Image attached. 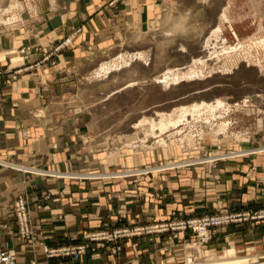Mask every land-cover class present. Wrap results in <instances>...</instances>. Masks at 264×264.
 Instances as JSON below:
<instances>
[{
    "label": "crops",
    "instance_id": "crops-1",
    "mask_svg": "<svg viewBox=\"0 0 264 264\" xmlns=\"http://www.w3.org/2000/svg\"><path fill=\"white\" fill-rule=\"evenodd\" d=\"M110 1L68 3L59 34L66 32V37L77 27L80 32L71 34L54 65H36L45 37L0 36V161L7 163H0V249L14 250L17 264H168L178 248H167L164 235L125 239L115 255L97 249L96 254L86 251L78 261L47 260L40 244L77 245L85 234L102 229L164 221L173 209L196 216L219 209L264 208V152L252 150L264 144V131H254L243 144L225 145V150L252 151L217 161L208 174L201 173L203 165H195L138 176V164L146 168L168 155L138 151V164L130 166L126 156L112 161L111 153L95 141L92 114L77 112L76 99L64 94L79 64L88 62L92 51L116 45L119 25L143 31L164 7H178L185 0ZM19 47L24 53L17 56L13 51ZM15 70V79L6 83ZM62 172L75 174L62 177ZM20 195L28 203L35 246L16 235L12 204ZM208 246L264 255V220L219 228Z\"/></svg>",
    "mask_w": 264,
    "mask_h": 264
},
{
    "label": "rangeland",
    "instance_id": "rangeland-1",
    "mask_svg": "<svg viewBox=\"0 0 264 264\" xmlns=\"http://www.w3.org/2000/svg\"><path fill=\"white\" fill-rule=\"evenodd\" d=\"M15 1L17 7L10 11V17L13 16L12 19L10 18V22L6 25L0 23V36L10 34L22 39H28L30 36L33 39L34 36L45 37L47 41L42 42L43 45L38 47L42 50L41 59L36 65L42 62L54 65L56 57L71 42V34L75 35L80 32V28L77 27L70 32V35H65L66 37H64L66 32L63 35L59 34V29L63 26L61 13L67 10L65 8H68V3L72 0H0L1 12L10 8V5ZM118 1L111 0L108 4L112 5ZM222 12L226 13L224 20L220 16ZM79 21L81 20L74 22L75 25L80 24ZM111 22L109 21V23ZM217 26L220 27V32L215 39L211 35L212 30ZM123 27L125 26L120 27L119 25L117 29V34L120 37L116 45L105 51H92L93 54L89 61L79 64L73 84L64 93L76 99L75 102L78 105L73 108L77 112L92 114L93 129L97 135L95 141L100 143V146L103 144L104 148L111 153L112 161L114 157L126 156L130 166L136 165L140 151L146 155V151L152 150L159 152L160 157L161 153H164L163 157L168 155V159L166 157L159 158L158 161L146 168L142 163L138 164V172H136L138 176L142 173H152V171L189 168L195 165H203L201 173L208 174L209 171L216 169V162L222 159H232L241 152L250 153L252 150L253 152H264V144L258 145L250 151L225 150L224 148L225 145L234 146L250 141L249 137L254 131H258L259 134L264 131V46L258 43L264 39V0H203V2L185 0L178 7L173 8L171 5L164 7L159 15L149 23V28L146 27L143 31L133 27L126 30ZM239 45L241 47L232 55L219 58L214 56V53H220L221 49L229 46L238 48ZM19 48H15L13 51L17 56L24 53L23 49ZM137 53L141 56H134ZM121 54L123 60L127 61L126 64L118 60L120 66L112 69L106 76L96 77L94 75L101 63L114 60ZM198 59L203 60V64L199 63ZM20 61L19 58L18 63H21ZM191 66L201 70L202 75L175 83L172 80H169L168 83L158 81L166 72L170 74L174 71L181 72ZM13 73V77L6 79V83L15 79L17 70ZM216 99L224 101L225 104L228 102L229 106L222 109L221 113V109L216 111L215 115L201 111L202 116L200 114H195L197 116L193 115L192 117L191 115L186 116L187 120H182L179 123L181 125L169 128L160 136L159 133L158 135L151 134L147 125L139 127L136 125L144 118L158 120L161 114H171L175 118L176 112L181 106L201 104L202 102L209 104L211 101L215 102ZM177 130L180 132H176ZM157 131L154 130V132ZM207 150H209L208 153L205 152ZM0 163L7 164L3 161ZM61 174L62 177H71L75 172L72 174L62 172ZM93 174L97 175L98 173ZM19 197H24L27 206L28 221L35 237L33 240L20 235L15 213V201ZM45 198H48V194L45 195ZM12 206L17 237L31 246H35L37 237L29 219V207L25 196H18ZM259 211H264V208L243 211L219 209L213 213L191 216L184 210L173 209L168 213V217L161 222H142L138 225L116 226L110 230L102 229L85 234L84 242L77 245H62L52 248L42 243L40 246L42 248L45 245L49 249L61 247L77 249L84 246L85 249L81 255L86 251L94 253L97 249H105L115 255L121 250L122 240L164 235L167 239V248H178L176 258L168 264H186L187 258L194 263H202L210 258H217L226 249L231 248L220 247L214 250L208 246L215 230L229 225L248 221H263L264 219H248L239 223L215 227L211 229V239L201 247L193 246V242H196V233L191 229L182 231L177 229L178 227L188 224L192 220L222 213L244 214L250 212L253 214ZM160 227L168 228L162 231ZM123 228L130 230L136 228L138 235L114 241L92 239V236L100 234L103 237L104 233H112L116 229ZM117 245L120 247L118 250L116 249ZM2 250L13 251L17 264V254L14 250L5 247L0 249V251ZM42 255L47 260L78 261L81 257L80 255L77 260L68 257L47 258L43 248ZM235 255L251 258L250 261L264 264V255L257 254L251 249H235ZM32 263L37 264L36 261L30 262V264Z\"/></svg>",
    "mask_w": 264,
    "mask_h": 264
},
{
    "label": "bare ground",
    "instance_id": "bare-ground-1",
    "mask_svg": "<svg viewBox=\"0 0 264 264\" xmlns=\"http://www.w3.org/2000/svg\"><path fill=\"white\" fill-rule=\"evenodd\" d=\"M16 5H17V3L15 1V3L14 4L12 3L10 5V8H8L7 10L5 9L4 12H1L2 10H0V23H3V24L6 25L7 23L10 22V20L13 17L12 15H11L12 17H10V14H11L10 11L12 9L16 8L17 7ZM225 14L226 13L222 12V14L220 15L223 20L226 19V15ZM218 32H220V27L219 26H217L216 28H214L212 30V35L211 36H213L216 39ZM258 43L263 44V46H264V39L261 40ZM240 47H241V45H239L238 48L236 46H234V47H230L229 46L227 48H224L223 47L224 49H221L222 51H219L220 53H217V54L214 53L215 55L214 54L213 55L216 58H219L220 56H229V55H232L233 53H235ZM134 56L139 57L141 55L137 53ZM118 60L123 61V63H125V64L127 63V61L123 60V55L121 54L120 56H117V58H114V60L112 59L109 62H103V63H101L100 66L95 70L94 75L96 77L103 76V75L106 76L107 74H109L112 71V69L117 68L118 66H120ZM198 61H199V63L203 64L202 63L203 60L198 59ZM194 67H192V66L191 67H188L186 70L181 71V72H175L174 71L171 74L170 73H167V72L166 73L164 72L165 74L163 73L164 76L162 77V79H159L158 78L159 80L158 79L157 80L159 82H163V83H168L169 80H172V82L175 83V82H178L179 80H183V79H192V78H195V77L198 78V76H201L202 75V71L199 70L198 68H194ZM228 106H229V104H228ZM225 107H227V105L225 104L224 101H222L220 99H216L215 102H212V103H209V104H207L205 102H202L201 104L200 103H194V104H191L190 106H181L180 108H178V111L176 112L177 116L175 118L172 117L171 114H161L158 120H153L152 118H144L143 120L139 121L136 125L138 127L139 126H142V125H147L148 126V129H149V131H150L151 134L158 135V133H159V136H160L161 134H163L164 132H166L169 128H171V127H177V125L182 120L183 121L184 120H187L186 119V116L191 115V117H192L195 114H200L201 115V111H205V112L207 111V113L210 112L211 115L212 114L215 115L214 113L216 111H219L221 109L220 110V113H221L222 109H224ZM225 111H226V109H225ZM210 113H208V114H210ZM221 115H223V114H221ZM195 116H197V115H195ZM209 117L212 118L210 115H209ZM207 121H208V119H207ZM179 125H181V124H179ZM154 130H158V131L157 132H154ZM178 131L179 130H177L176 132H178ZM160 139H162V138H160ZM250 259L251 258H244V257H238V256H236L234 249H226L224 251V253L222 255L218 256L217 258H210L207 261L202 262V263H194L193 261H191V259H188L187 258V263L186 264H260L258 262H254L252 260L250 261Z\"/></svg>",
    "mask_w": 264,
    "mask_h": 264
},
{
    "label": "built area",
    "instance_id": "built-area-1",
    "mask_svg": "<svg viewBox=\"0 0 264 264\" xmlns=\"http://www.w3.org/2000/svg\"><path fill=\"white\" fill-rule=\"evenodd\" d=\"M15 213L17 217V222L20 230V235L26 239H34L32 229L28 221V210L24 197H19L15 201ZM248 219H264V211H259L257 213H244V214H229L222 213L218 215H213L209 217H203L201 219L192 220L188 224H183L178 227L179 230L191 229L196 233L195 241L193 246L201 247L205 245L211 239V229L215 227H220L230 223H239ZM162 231L167 230L168 227H160ZM172 228V227H171ZM175 229V230H177ZM174 230V229H171ZM133 235H138V229H116L112 233H104L101 237L100 234L92 236L93 240H109L114 241L118 239H123ZM43 251L47 258L60 257V258H70L73 260L79 259L80 255L84 252L85 247L81 246L77 249H72L69 247H61L58 249H49L47 246L43 245ZM116 249H120L117 245ZM192 257V256H191ZM0 264H16V255L11 250L0 251ZM35 264V263H32Z\"/></svg>",
    "mask_w": 264,
    "mask_h": 264
}]
</instances>
